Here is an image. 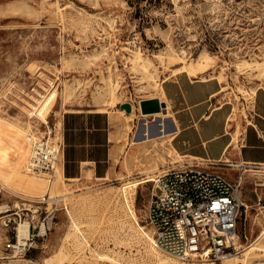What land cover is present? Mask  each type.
Returning <instances> with one entry per match:
<instances>
[{
    "label": "rangeland",
    "instance_id": "rangeland-1",
    "mask_svg": "<svg viewBox=\"0 0 264 264\" xmlns=\"http://www.w3.org/2000/svg\"><path fill=\"white\" fill-rule=\"evenodd\" d=\"M263 61L264 0H0V211L47 223L46 235L20 259L0 264H151L131 228L154 243L145 222L149 181L172 169L174 157L169 138L152 134L142 142L145 123L155 131L159 121L141 114L139 103L157 96L160 81L185 64L195 69L191 78L220 83L231 117H244L243 106L264 81ZM36 100L38 113L28 115ZM81 108L105 111L121 126L114 136L125 144L119 160L114 156L117 168L75 186L66 184L61 157L47 174L21 168L16 149L25 150L30 137L60 142V116ZM240 166L201 168L241 177L235 264L264 231V171ZM256 243L264 246V235ZM246 264H264V250L250 251Z\"/></svg>",
    "mask_w": 264,
    "mask_h": 264
},
{
    "label": "crops",
    "instance_id": "crops-1",
    "mask_svg": "<svg viewBox=\"0 0 264 264\" xmlns=\"http://www.w3.org/2000/svg\"><path fill=\"white\" fill-rule=\"evenodd\" d=\"M221 93V85L214 79L179 73L160 81L162 111L170 113L163 121L169 138L167 148L174 157L169 168H205L222 163L264 171V81L249 105L243 106L245 116L239 115L238 119L231 118L232 104ZM120 131L121 126L111 122L105 111L81 108L63 112L60 142L66 184L75 186L104 179L112 168H117L120 148L125 147L121 137L114 140Z\"/></svg>",
    "mask_w": 264,
    "mask_h": 264
},
{
    "label": "built area",
    "instance_id": "built-area-1",
    "mask_svg": "<svg viewBox=\"0 0 264 264\" xmlns=\"http://www.w3.org/2000/svg\"><path fill=\"white\" fill-rule=\"evenodd\" d=\"M62 156L61 142L34 140L27 170L47 174ZM151 190L145 222L151 228L156 248L178 261L215 262L236 253L240 217L241 177L197 167L168 169L150 181ZM3 216L5 237H0V260H17L47 232L43 219L39 225L27 223V236L18 237L17 228L24 223L16 210ZM23 215V214H22ZM8 234V237H6Z\"/></svg>",
    "mask_w": 264,
    "mask_h": 264
},
{
    "label": "bare ground",
    "instance_id": "bare-ground-1",
    "mask_svg": "<svg viewBox=\"0 0 264 264\" xmlns=\"http://www.w3.org/2000/svg\"><path fill=\"white\" fill-rule=\"evenodd\" d=\"M137 58H139V57L137 56ZM262 65H264V61L262 62ZM204 68H205V65H204V63H202L196 70H198V72L201 73L204 71ZM177 72L178 73H185L189 77L195 75V69H193L189 66H186L185 64L181 65L177 69ZM219 79H222V77L219 76ZM159 88H160V86H159ZM159 88H157V92L159 91ZM252 93L254 94V91ZM44 97H45L44 95L41 96V99L44 100ZM154 98L158 99L159 102L162 101V98L159 96V94L157 96H155ZM40 105H41V101L36 100V106L31 105L30 110H32V111H30L28 113V115H31L32 113H34V114L38 113ZM144 116H146V115H144ZM153 116L155 119L162 122L161 126H160L161 129H156L154 131L149 127L148 124L145 123L144 126H146V128L143 130V132H142L143 134L141 135V136H144L145 138H144V140L142 139V142L150 141L151 140L150 137H152L153 135H155L157 138H166L167 137V134H165V124L163 121H164V118L166 119V117L170 116V113L168 111L166 113L158 112V113H154ZM35 139L36 138H31V137L26 139L25 150H24L23 145H20L19 148L16 149L15 159H16L17 163L20 164L21 168L22 167L24 168L28 164V159L31 155V146L34 143ZM132 144H134V143H132ZM229 166H234V164H230ZM236 166H238V165H236ZM54 172L57 173V175L60 174L57 169H55ZM20 174L21 175L25 174V171L23 170L22 172H20ZM3 211H0V213H2ZM75 225L76 224H74V222H73V226H75ZM76 227H77V225H76ZM131 229L134 231L133 232L134 236L138 237V242L142 246V248L144 249V253L146 254V256L150 259L151 264H180V263L176 262L175 261L176 259L173 258L171 255L170 256L166 255L165 257H161L160 254L158 253V251L156 250V247L154 245L155 243H152L150 236H148L145 232L140 231L139 229L135 228V226L132 227ZM17 232H18V237L20 239L26 238V236H27V224L26 223L19 224V226L17 228ZM139 233L141 234L140 236H139ZM263 235H264V231H262L250 244H248L245 247L244 253L242 254L244 257L242 264L247 263L248 255H249L250 251H253V250H262L263 251L264 250V246L257 245V243H256L260 240V238ZM238 242H240V241H238ZM237 253L238 252L228 254V255H224V256H222L221 261L224 264H235V262H236L235 256ZM96 256H97V258H102V257L106 258V256H104L102 254H98V253H96Z\"/></svg>",
    "mask_w": 264,
    "mask_h": 264
},
{
    "label": "water",
    "instance_id": "water-1",
    "mask_svg": "<svg viewBox=\"0 0 264 264\" xmlns=\"http://www.w3.org/2000/svg\"><path fill=\"white\" fill-rule=\"evenodd\" d=\"M139 108L141 114H148V113H157L162 108H164V105L158 101V99H148L143 100L139 103ZM123 109L126 112L130 111V106L126 104ZM158 126H160V123H158Z\"/></svg>",
    "mask_w": 264,
    "mask_h": 264
}]
</instances>
